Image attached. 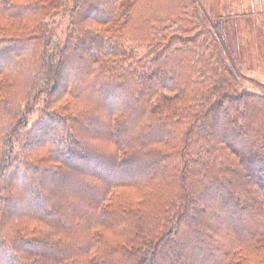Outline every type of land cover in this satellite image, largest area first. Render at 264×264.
Wrapping results in <instances>:
<instances>
[{"label":"trees","instance_id":"1","mask_svg":"<svg viewBox=\"0 0 264 264\" xmlns=\"http://www.w3.org/2000/svg\"><path fill=\"white\" fill-rule=\"evenodd\" d=\"M67 1L0 0V264H264V94L229 19L171 0L136 64L118 35L148 0H74L62 45Z\"/></svg>","mask_w":264,"mask_h":264},{"label":"rangeland","instance_id":"2","mask_svg":"<svg viewBox=\"0 0 264 264\" xmlns=\"http://www.w3.org/2000/svg\"><path fill=\"white\" fill-rule=\"evenodd\" d=\"M158 2L148 0L141 7L133 8L129 22L127 21L124 30L118 35L124 44L127 58L128 54L131 56L129 63L137 64L141 60L146 62L151 58H156L160 52L165 50V46H167L165 44L169 43V41L166 42L165 38L161 39L162 36L158 35L159 40L163 41L164 44L161 48L156 49L154 45L159 40L153 39L154 30L151 25L143 23L145 15L163 14L173 5L171 0H164L159 4ZM205 2L213 19H229L228 23L225 22L227 34L224 31L223 33L226 34L229 45L236 56L241 73L239 75L241 87L252 93L264 94V0H205ZM73 6L74 0H68L64 9L47 19L51 25L55 41L62 45L66 42L68 33L73 27L71 14ZM117 24V26H111L110 29L115 30L122 26V22ZM160 26L163 28V25ZM152 27L154 28V26ZM207 28L211 29L214 35L210 23L207 24ZM175 49L173 47L166 52L163 55L164 58H182L178 56L177 52L175 53ZM43 108V103H40L38 109L29 116L28 129L42 116ZM245 257L250 256L246 254Z\"/></svg>","mask_w":264,"mask_h":264}]
</instances>
